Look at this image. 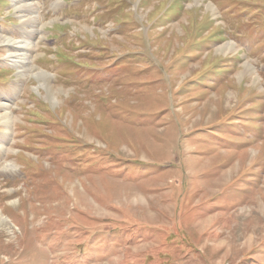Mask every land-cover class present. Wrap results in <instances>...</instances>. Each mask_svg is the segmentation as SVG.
Segmentation results:
<instances>
[{
	"label": "rangeland",
	"instance_id": "obj_1",
	"mask_svg": "<svg viewBox=\"0 0 264 264\" xmlns=\"http://www.w3.org/2000/svg\"><path fill=\"white\" fill-rule=\"evenodd\" d=\"M0 264H264V0H0Z\"/></svg>",
	"mask_w": 264,
	"mask_h": 264
},
{
	"label": "bare ground",
	"instance_id": "obj_2",
	"mask_svg": "<svg viewBox=\"0 0 264 264\" xmlns=\"http://www.w3.org/2000/svg\"><path fill=\"white\" fill-rule=\"evenodd\" d=\"M17 2H18V0H17ZM6 220V219H5Z\"/></svg>",
	"mask_w": 264,
	"mask_h": 264
}]
</instances>
